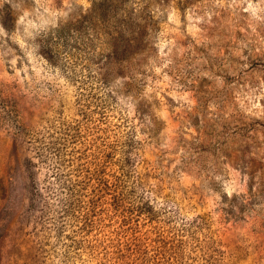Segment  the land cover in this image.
<instances>
[{
	"label": "rangeland",
	"instance_id": "obj_1",
	"mask_svg": "<svg viewBox=\"0 0 264 264\" xmlns=\"http://www.w3.org/2000/svg\"><path fill=\"white\" fill-rule=\"evenodd\" d=\"M0 264H264V0H0Z\"/></svg>",
	"mask_w": 264,
	"mask_h": 264
}]
</instances>
